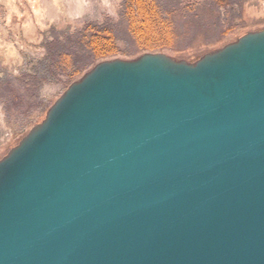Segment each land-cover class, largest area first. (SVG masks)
I'll use <instances>...</instances> for the list:
<instances>
[{"label": "water", "instance_id": "obj_1", "mask_svg": "<svg viewBox=\"0 0 264 264\" xmlns=\"http://www.w3.org/2000/svg\"><path fill=\"white\" fill-rule=\"evenodd\" d=\"M0 264H264V30L73 83L0 159Z\"/></svg>", "mask_w": 264, "mask_h": 264}, {"label": "rangeland", "instance_id": "obj_2", "mask_svg": "<svg viewBox=\"0 0 264 264\" xmlns=\"http://www.w3.org/2000/svg\"><path fill=\"white\" fill-rule=\"evenodd\" d=\"M122 1L0 0V159L45 119L49 109L73 83L99 63L84 67L72 83L66 76H60L57 81L42 86L39 93L33 89L37 94L32 100L23 98L27 105L7 92L5 85L20 87L16 79L25 75L21 72L30 73L31 66L39 62L43 49L38 32L53 22L63 30L66 23L82 25L110 17L119 23L124 56L118 58L124 60H134L147 53H164L178 61L195 62L249 33L264 30V0H232L237 7L227 10L217 8L213 0H157L164 16L173 22L175 48L139 52L120 20ZM239 16L243 17L236 19ZM229 28L233 30L227 32ZM89 62V56L80 55L78 66L82 68Z\"/></svg>", "mask_w": 264, "mask_h": 264}, {"label": "trees", "instance_id": "obj_3", "mask_svg": "<svg viewBox=\"0 0 264 264\" xmlns=\"http://www.w3.org/2000/svg\"><path fill=\"white\" fill-rule=\"evenodd\" d=\"M213 2L222 10L237 7L232 0ZM120 10V20L126 25L137 51L157 52L175 48L173 22L164 16L157 0H123ZM118 25L119 23L106 17L102 21H91L82 25L66 23L64 29L59 30L60 25L53 22L38 32L43 55L37 65L31 66L30 73L21 72L25 75L16 79L20 82V87L7 84L6 91L20 101H24L25 98L32 100L42 86L57 81L60 76H66L72 83L82 73L84 67L124 56L120 46ZM232 30L233 28H229L227 32ZM80 55H87L91 59V62L82 68L78 66ZM24 103L27 105L26 100L21 104Z\"/></svg>", "mask_w": 264, "mask_h": 264}]
</instances>
